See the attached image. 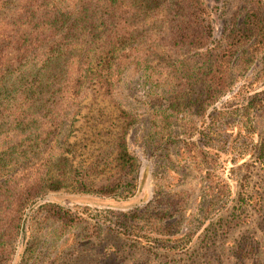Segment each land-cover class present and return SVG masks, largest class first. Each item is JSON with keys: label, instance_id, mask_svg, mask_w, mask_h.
<instances>
[{"label": "rangeland", "instance_id": "374dc122", "mask_svg": "<svg viewBox=\"0 0 264 264\" xmlns=\"http://www.w3.org/2000/svg\"><path fill=\"white\" fill-rule=\"evenodd\" d=\"M168 1L123 2L141 42L156 45L151 39L167 33ZM242 2L204 0L215 39L237 9L244 13ZM167 53L185 62L192 55ZM256 55L242 69L234 54L226 91L204 113L196 102L187 104L203 90L191 86L179 113L167 116L170 123L157 118L159 104L150 95L154 84L159 92L166 83L177 88L178 79L165 71L158 80L126 66L111 93L86 89L64 169L96 184L113 178L114 142L126 127L122 113L133 112L126 137L139 161L136 189L120 196L48 191L26 210L16 250L1 264H264V51ZM207 172L225 180L228 191L207 192ZM128 212L134 221L122 215ZM163 212L173 216L165 222H177L168 235L144 221Z\"/></svg>", "mask_w": 264, "mask_h": 264}, {"label": "trees", "instance_id": "16d2710c", "mask_svg": "<svg viewBox=\"0 0 264 264\" xmlns=\"http://www.w3.org/2000/svg\"><path fill=\"white\" fill-rule=\"evenodd\" d=\"M124 1L0 0V264L16 250L26 210L48 191L120 196L136 189L139 161L126 137V127L136 118L133 112L122 113L126 127L114 142L113 178L96 184L77 170L65 171L86 89L111 93L126 66L158 80L165 71L168 79H178L177 88L166 83L159 92L154 84L150 95L159 104L157 118L170 123L167 116L179 113V101L191 86L203 90L196 91V101L188 94L187 104L196 102L204 113L226 91L234 54L238 52L241 68L247 69L249 59L264 51L263 0H243L239 7L244 13L237 9L218 39L204 0H169L168 31L151 39L156 45L131 32ZM167 52L192 53L191 60H169ZM194 153L191 157L198 158ZM206 175L207 192L228 191L217 174ZM131 214L122 213L134 221ZM157 216L144 221L158 234H170L177 222L165 221L173 216Z\"/></svg>", "mask_w": 264, "mask_h": 264}]
</instances>
